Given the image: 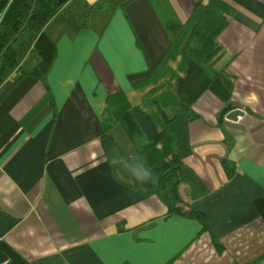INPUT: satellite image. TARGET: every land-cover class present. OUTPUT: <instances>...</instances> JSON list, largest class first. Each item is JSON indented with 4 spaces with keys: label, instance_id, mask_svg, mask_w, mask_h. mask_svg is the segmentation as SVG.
Instances as JSON below:
<instances>
[{
    "label": "crops",
    "instance_id": "0c3cea01",
    "mask_svg": "<svg viewBox=\"0 0 264 264\" xmlns=\"http://www.w3.org/2000/svg\"><path fill=\"white\" fill-rule=\"evenodd\" d=\"M98 1L68 0L46 22L55 54L43 77L16 67L0 84V264H264V0H224L215 76L181 49L208 0L88 9ZM33 45L29 33L17 43L18 67L40 60ZM117 93L146 137L172 130L177 149L146 166L121 122L102 141ZM233 109L253 114L228 119ZM179 161L207 187L190 205L208 231L165 216L152 192ZM144 168L152 179L130 178Z\"/></svg>",
    "mask_w": 264,
    "mask_h": 264
},
{
    "label": "trees",
    "instance_id": "16d2710c",
    "mask_svg": "<svg viewBox=\"0 0 264 264\" xmlns=\"http://www.w3.org/2000/svg\"><path fill=\"white\" fill-rule=\"evenodd\" d=\"M67 1L37 0L26 28L0 57V84L16 67L21 72L35 77H43L46 74L55 54V46L43 31V27ZM104 1L99 0L96 4L90 5L88 9L101 8L105 6ZM32 3L33 0H0V13L3 14L0 20V52L26 21ZM232 10L233 8L224 0H208L181 48L184 54L196 59L213 76L225 69L226 61L221 67L215 66L224 57V50L218 43L217 36L226 27L227 20L225 16L231 13ZM27 33L34 38L31 52L36 53L40 58L28 69L23 66L18 67L20 52L16 47L23 35ZM118 102H121L119 106H117ZM106 103L110 108H106V112L101 119L102 141L103 138H109L107 132L112 124L121 122L135 147L136 159L146 166L152 165L177 149L174 131L172 130L166 129L156 133L152 138L146 137L135 120L131 107L123 94L117 93L108 97ZM177 106V112H182L188 119L197 117V114L189 105L180 103ZM228 109L229 107H226L223 110L220 119ZM165 118L169 119V116H165ZM118 159L123 161L126 158L122 155ZM114 164L112 163V166ZM152 192L165 204V216L180 215L194 218L200 222L202 231L209 230L206 215L190 205V200L207 192L205 183L190 166L181 161L169 166L159 176L154 177ZM213 239L217 246L216 239Z\"/></svg>",
    "mask_w": 264,
    "mask_h": 264
},
{
    "label": "water",
    "instance_id": "95a60500",
    "mask_svg": "<svg viewBox=\"0 0 264 264\" xmlns=\"http://www.w3.org/2000/svg\"><path fill=\"white\" fill-rule=\"evenodd\" d=\"M37 0H33L31 9L29 11L28 17L26 19V21L23 23L22 27L19 29V31L14 35V37L5 45V47L2 49V51L0 52V57L6 52V50L8 49L9 46H11L15 40L19 37V35L23 32V30L26 28L27 23L29 21V19L32 16L33 10L35 8ZM244 112H247L249 114H253L249 109H244V110H240V109H233L232 111H230L226 117L228 119L231 120H235L238 116H241L244 114ZM255 115V114H254Z\"/></svg>",
    "mask_w": 264,
    "mask_h": 264
},
{
    "label": "clouds",
    "instance_id": "9594fccd",
    "mask_svg": "<svg viewBox=\"0 0 264 264\" xmlns=\"http://www.w3.org/2000/svg\"><path fill=\"white\" fill-rule=\"evenodd\" d=\"M130 178L134 181L147 182L152 179V173L149 169L144 168L143 171L133 173Z\"/></svg>",
    "mask_w": 264,
    "mask_h": 264
}]
</instances>
